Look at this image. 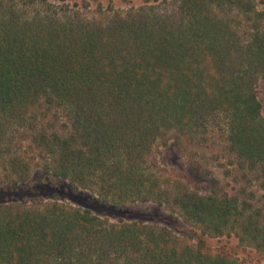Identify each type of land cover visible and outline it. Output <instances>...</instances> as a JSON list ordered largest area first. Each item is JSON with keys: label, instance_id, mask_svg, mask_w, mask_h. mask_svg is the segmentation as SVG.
<instances>
[{"label": "trees", "instance_id": "1", "mask_svg": "<svg viewBox=\"0 0 264 264\" xmlns=\"http://www.w3.org/2000/svg\"><path fill=\"white\" fill-rule=\"evenodd\" d=\"M162 2L170 7L143 4L97 20L47 0H0V178L68 182L114 206H165L203 236H236L264 254V211L250 198L202 194L152 165L162 146L191 153L214 125L237 170L264 183V11L256 0ZM60 112L65 134L39 129ZM26 129L32 159L13 149ZM169 227L112 224L60 203L6 204L0 264H240Z\"/></svg>", "mask_w": 264, "mask_h": 264}, {"label": "rangeland", "instance_id": "2", "mask_svg": "<svg viewBox=\"0 0 264 264\" xmlns=\"http://www.w3.org/2000/svg\"><path fill=\"white\" fill-rule=\"evenodd\" d=\"M60 10H65V14L79 12L87 19H105L111 17L114 12L128 11L132 7L141 5L157 4L159 9L166 10L170 7L162 0H47ZM171 2V1H169ZM258 9L264 11V0H256ZM30 8L34 13L38 7ZM63 8V9H61ZM63 10V11H64ZM258 96L263 105L264 116V78L258 83ZM39 129L48 128L50 133L67 132L68 121L65 113L50 114L45 119L38 121ZM33 134V130H21L16 134L13 141V149L21 150L25 156L32 159L34 152L29 151L28 139ZM198 142V143H197ZM197 143V144H196ZM191 153L185 155L179 152L172 144L162 146L156 151L152 165L155 171L162 177L179 179L189 184L194 190L202 194L217 192L242 193L241 198L252 200V204L264 211V183L263 181L252 179L250 176L245 178L244 172H240L236 167V158L228 149V143L223 131L214 125L205 128L199 139L190 149ZM195 154L196 162L201 166V172L195 171L191 164L189 154ZM38 162V160H36ZM34 162V179L40 167ZM33 178L26 183H14L10 179L2 176L0 178V206L6 204L27 203L36 208H43L48 204L60 203L72 208L90 210L94 215L112 224L119 223H143L158 227L170 226L169 228L183 242L192 245L199 240L208 249L222 251L233 256L240 264H264V254L255 248L242 245L236 236L211 238L203 236L196 227L183 224L184 220L179 213L173 212L165 206L154 203H128L125 205L114 206L105 204L99 196L90 190H76L69 186L68 182L57 184L55 181H37L36 185ZM173 218H172V217ZM178 221H177V220Z\"/></svg>", "mask_w": 264, "mask_h": 264}]
</instances>
